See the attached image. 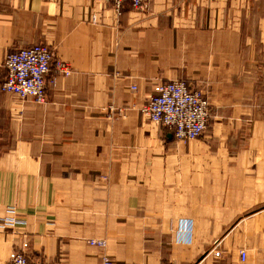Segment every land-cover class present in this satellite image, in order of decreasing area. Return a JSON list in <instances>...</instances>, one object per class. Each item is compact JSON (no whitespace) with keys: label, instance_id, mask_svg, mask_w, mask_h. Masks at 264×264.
Returning <instances> with one entry per match:
<instances>
[{"label":"crops","instance_id":"1","mask_svg":"<svg viewBox=\"0 0 264 264\" xmlns=\"http://www.w3.org/2000/svg\"><path fill=\"white\" fill-rule=\"evenodd\" d=\"M33 44L72 72L40 104L0 87V215L26 222L0 264H264V0H0V83ZM175 79L210 102L185 142L140 113Z\"/></svg>","mask_w":264,"mask_h":264},{"label":"built area","instance_id":"2","mask_svg":"<svg viewBox=\"0 0 264 264\" xmlns=\"http://www.w3.org/2000/svg\"><path fill=\"white\" fill-rule=\"evenodd\" d=\"M117 7L129 2L133 8H144L148 0H105ZM56 56L45 45H32L8 53L3 60L5 78L1 90L24 99L37 102L45 100L46 77ZM57 69L64 71V66L57 61ZM156 95L144 106L143 111L152 120L173 128L178 139L198 137L206 128L210 114L206 94L191 88L181 81L158 85ZM104 245L103 241H92ZM242 259L244 254H241ZM10 264H30L22 255L14 254ZM99 264H114L106 255ZM161 264V263H159Z\"/></svg>","mask_w":264,"mask_h":264},{"label":"rangeland","instance_id":"3","mask_svg":"<svg viewBox=\"0 0 264 264\" xmlns=\"http://www.w3.org/2000/svg\"><path fill=\"white\" fill-rule=\"evenodd\" d=\"M105 1V0H104ZM107 2V1H106ZM113 4V3H112ZM130 4V3H129ZM116 8H119L120 7V5L117 7L115 4H113ZM130 6H131V4H130ZM132 7V6H131ZM133 8V7H132ZM133 9H136V8H133ZM141 9H143V8H141ZM141 9H136V10H141ZM33 45H37V44H33ZM40 45H45V46H47L49 49H50V51H51V53L53 54V55H55L54 54V51L48 46V45H46V44H40ZM32 46V45H31ZM28 47H30V46H28ZM26 48V47H25ZM16 51V50H15ZM13 52V51H12ZM8 53H11V52H8ZM7 53V54H8ZM6 54V55H7ZM5 55V56H6ZM4 56V57H5ZM56 57L52 60V65H51V67H50V70H51V68H53V70L55 71V73L57 74V75H62V76H69L70 75V73L72 72V70H71V67L68 65V63L67 62H65V61H63L57 54L55 55ZM4 60V59H3ZM57 61L58 62H60L65 68H64V71H59L58 69H57V66H56V64H57ZM2 68H3V61H2ZM3 70H4V68H3ZM49 70V71H50ZM5 78V77H4ZM46 79H47V77H46ZM4 80V79H3ZM3 80L1 81V83H0V87H1V85H2V83H3ZM172 81H181V82H184L185 84H187L185 81H183V80H180V79H175V80H169V81H166V82H162V83H159V84H156L155 86H154V90H153V93L151 94V96L148 98V100L140 107V113L144 116V118L147 120V121H149V122H152V123H154V124H156V125H158V126H160V127H163V128H166V129H169V130H171L172 131V133H173V137L177 140V141H189V140H193V139H196V138H198V137H200V136H202L203 134H204V132H205V130L207 129V127H208V123H209V118H210V114H209V117H208V120H207V125H206V128H205V130L198 136V137H196V138H189V139H178V138H176L175 137V135H174V130H173V128H170V127H168V126H165V124H163V123H161V122H156V121H154V120H152L151 119V117L149 116V115H146L145 114V112L143 111V108H144V106L148 103V101L152 98V97H154L157 93V91L155 90V88L158 86V85H161V84H164V83H167V82H172ZM188 85V84H187ZM189 86V85H188ZM189 87H191V88H193L192 86H189ZM196 89V88H195ZM200 90V89H199ZM2 91V90H1ZM203 91V90H202ZM3 92V91H2ZM204 92V91H203ZM3 93H5V92H3ZM205 94H206V96H207V99H208V102H209V97H208V94L206 93V92H204ZM5 94H9V93H5ZM9 95H11V96H14V97H17V98H20V97H18V96H15V95H12V94H9ZM20 99H24V98H20ZM27 99H24L23 101H26ZM29 101L31 100V99H28ZM45 100H46V86H45ZM45 100L43 101V102H45ZM32 101L33 102H35V103H37V104H40V103H43V102H37V101H35V100H33L32 99ZM209 108H210V102H209ZM6 214H3V215H0V228H3V229H6V228H9V229H15V228H18V227H20V226H22V225H24L26 222H25V219L23 218V217H21V216H19L18 215V213L16 212V209L14 208V207H8L7 208V211L5 212ZM92 241H103L104 242V245L103 246H100V245H98V244H93L92 243ZM88 244L90 245V246H97V247H100V248H104L105 246H106V241L104 240V239H89L88 240ZM217 242L213 245V247H212V252H213V254H214V256L215 257H219L220 255H221V253H220V251H218V249L216 248L217 247ZM244 254V252L243 251H240V258H241V260L243 261L244 260V258L242 259V257H241V254ZM14 254H19V255H22L28 262H29V260H28V258L26 257V255L24 254V252H22V251H16V250H14V253H13V255ZM12 255V256H13ZM104 255H106L114 264H117L115 261H114V259L110 256V255H108V254H106V253H103V254H101L100 256H99V260H98V264L101 262V259H102V256H104ZM245 255V254H244ZM10 260H11V258H10ZM10 260H9V264H10ZM30 263V262H29ZM31 264V263H30ZM129 264H138V263H129ZM159 264V263H158ZM161 264H163V263H161Z\"/></svg>","mask_w":264,"mask_h":264}]
</instances>
